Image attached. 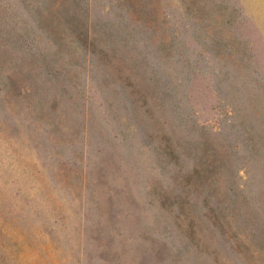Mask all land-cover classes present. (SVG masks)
Wrapping results in <instances>:
<instances>
[{
  "label": "rangeland",
  "instance_id": "1",
  "mask_svg": "<svg viewBox=\"0 0 264 264\" xmlns=\"http://www.w3.org/2000/svg\"><path fill=\"white\" fill-rule=\"evenodd\" d=\"M0 264H264V0H0Z\"/></svg>",
  "mask_w": 264,
  "mask_h": 264
}]
</instances>
